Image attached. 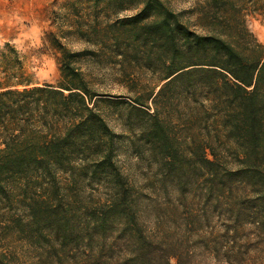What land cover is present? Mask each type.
Returning a JSON list of instances; mask_svg holds the SVG:
<instances>
[{"label": "trees", "instance_id": "16d2710c", "mask_svg": "<svg viewBox=\"0 0 264 264\" xmlns=\"http://www.w3.org/2000/svg\"><path fill=\"white\" fill-rule=\"evenodd\" d=\"M87 1L71 29L93 49L45 36L56 84L0 47V264H264V43L246 19L264 0ZM103 59L129 100L95 88ZM103 101L124 104L119 132Z\"/></svg>", "mask_w": 264, "mask_h": 264}, {"label": "rangeland", "instance_id": "374dc122", "mask_svg": "<svg viewBox=\"0 0 264 264\" xmlns=\"http://www.w3.org/2000/svg\"><path fill=\"white\" fill-rule=\"evenodd\" d=\"M175 10L189 6V0H169ZM89 3L87 0H0V47L9 42L15 46L23 57L24 71L39 84H56L59 79L57 53L45 41L47 32H55L62 37V42L69 48L78 50L84 47L94 48L85 43L80 34L72 31L77 25L86 26ZM129 13L127 11L121 14ZM78 14V15H76ZM79 18V19H77ZM248 26L256 38L264 43V10L250 12L246 17ZM69 30V31H68ZM63 32V34H61ZM88 72L96 75L95 88L103 93L105 100H129L122 85L116 80L115 68L110 62L90 61L86 63ZM123 95V96H120ZM124 104L99 102L98 108L103 112L111 127L120 131L117 113ZM118 160L122 167H135V157L125 151L122 141L119 143ZM2 244L12 246L18 252L21 262L28 263L30 256L24 243L7 237ZM1 245V243H0ZM260 257L251 253L246 264H258ZM174 263V259H172ZM205 264H229L221 260L207 259Z\"/></svg>", "mask_w": 264, "mask_h": 264}]
</instances>
